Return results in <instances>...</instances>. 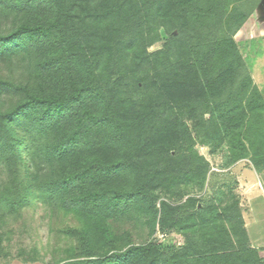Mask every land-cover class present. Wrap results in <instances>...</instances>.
<instances>
[{"label":"trees","instance_id":"16d2710c","mask_svg":"<svg viewBox=\"0 0 264 264\" xmlns=\"http://www.w3.org/2000/svg\"><path fill=\"white\" fill-rule=\"evenodd\" d=\"M245 1L0 0L2 9L23 16L56 10L50 19L12 18L0 29V61L30 54L42 74L37 83L0 77V161L7 179L0 215L22 210L29 196L77 215L79 225L69 232L79 258L63 264H264L257 249L229 238L226 221L243 225L236 204L184 217L181 205L163 202L161 225L171 220L169 226L185 224L197 234L170 255L150 242L118 251L109 228V220L129 213L151 212L155 221L158 190L186 175L204 178L208 163L193 149L184 117L207 113V135L227 138L264 107L250 73L237 84L244 61L234 35L256 4L245 10ZM157 18L166 36L158 31L148 40ZM157 41L162 47L148 51ZM131 48L138 64L173 55L152 100L115 99L113 86L134 69H115L120 76L113 82L111 73H96L102 61L121 67ZM161 106L167 115H158ZM190 201L187 207L194 206Z\"/></svg>","mask_w":264,"mask_h":264},{"label":"rangeland","instance_id":"374dc122","mask_svg":"<svg viewBox=\"0 0 264 264\" xmlns=\"http://www.w3.org/2000/svg\"><path fill=\"white\" fill-rule=\"evenodd\" d=\"M257 1L259 0H246L242 6L246 10ZM12 11L8 12L0 7V29L7 27V22L12 18L20 20L25 17L33 20L50 19L56 14V10L52 7L37 14L29 11L24 13V16L21 11ZM151 27L153 31L148 35V40L158 31L162 37L166 36L160 19L152 20ZM245 28L242 34L234 35L244 61V69L240 70L237 84L243 80L245 74L250 73L253 83L264 97V56L261 58V56L254 55L255 47L249 40V34L253 30L250 29L249 22ZM161 44V41H157L152 45H147V50L155 51L162 47ZM137 51L136 48L126 50L121 61V63L125 61V64H122L121 67L108 66L103 61L95 66L96 73L99 75L111 73L110 82L120 76V73L115 70L117 68L135 70L124 72L121 75V82L113 86L115 99H129L138 95L147 100L154 99L156 87L160 85L159 78L163 76V70L165 68L172 69V67L163 66L173 61V55L167 56L157 63L138 64ZM41 59L43 58L39 55V60ZM36 67V58L23 53L0 61V77L14 81L36 80L37 83L42 74ZM149 95L152 98H149ZM255 99L257 100V97L253 98V100ZM165 110L166 107L161 106L158 115L165 114ZM256 111L255 114H248L243 129L237 130L239 134L236 135L234 131V135L231 134L227 138L224 135L218 138L207 135V130L203 126L204 121L208 120V117L210 118L207 113L202 114L198 111L195 118L184 117L193 138V149L208 163L204 178L190 179L186 175L187 177L184 176L180 182L172 183L169 190H158L155 199L157 210L155 221L150 215L152 213L148 212L146 215V211L142 215L129 213L125 217L109 220L111 234L118 237L117 245L120 247L118 251L124 250L129 244L139 245L150 242L163 253L170 255L185 247L189 240L197 236L194 227L191 228L185 224L169 226L172 223L170 220L168 226L161 225L160 214L163 202L172 206L181 205V209L177 212L183 213L184 217L212 206L217 207L219 211L228 207L229 209L233 208L232 204H236L241 208V211L247 207L245 204L242 206L240 204L242 201L240 193L243 191V187L239 186L238 164L243 163L247 167L253 166L257 172H264V147H260L259 144L260 141L264 143V107H258ZM241 143L245 145V150L242 149ZM168 153L170 155L175 153L173 147ZM4 170V164L0 161V189L2 190L7 180ZM189 201L193 202L194 206L187 207L186 202ZM79 222L78 216L74 213L59 211L53 204L29 196L22 210L9 215H0V264H63L66 261L78 259L77 240L69 232V229L78 226ZM238 223L237 220L225 222L230 233L229 238L234 242L243 239L247 245L257 249L259 255L264 259L263 229L262 232L260 231L261 233L256 234L255 231L246 229L244 219L243 225L239 223L238 226ZM236 226H238L239 232L243 231L242 236L234 231ZM107 244L100 247V250L104 251L108 247Z\"/></svg>","mask_w":264,"mask_h":264},{"label":"crops","instance_id":"0c3cea01","mask_svg":"<svg viewBox=\"0 0 264 264\" xmlns=\"http://www.w3.org/2000/svg\"><path fill=\"white\" fill-rule=\"evenodd\" d=\"M248 22L250 29L253 30L249 34V40L255 47L254 55L262 58L264 56V0L256 2L249 17L235 35L242 34ZM237 170L239 186L243 187V191L240 193L242 195L240 204L247 206L242 209L245 227L248 231H255L258 234L262 229L264 231V172H257L253 166L247 167L243 163L238 164Z\"/></svg>","mask_w":264,"mask_h":264}]
</instances>
